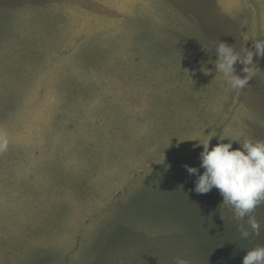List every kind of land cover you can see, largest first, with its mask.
<instances>
[{
	"label": "rangeland",
	"instance_id": "374dc122",
	"mask_svg": "<svg viewBox=\"0 0 264 264\" xmlns=\"http://www.w3.org/2000/svg\"><path fill=\"white\" fill-rule=\"evenodd\" d=\"M253 38L264 0H0V264H242L264 246V204L242 239L247 217L185 168L204 172L199 139L264 141ZM220 42L254 53L242 90Z\"/></svg>",
	"mask_w": 264,
	"mask_h": 264
},
{
	"label": "clouds",
	"instance_id": "9594fccd",
	"mask_svg": "<svg viewBox=\"0 0 264 264\" xmlns=\"http://www.w3.org/2000/svg\"><path fill=\"white\" fill-rule=\"evenodd\" d=\"M256 55L264 58V39H251ZM206 49V48H205ZM215 51L218 59L213 63L217 74H222L229 91L244 89L255 71L253 65V51L247 47L236 52L232 46L224 42L213 45L209 53ZM237 62L243 65L242 71L247 75L241 78L234 67ZM241 135H243L241 133ZM230 138L229 143H219L210 149V140H200L203 151L200 153V168L204 169L200 174L199 168L185 165L190 175H196L195 192L206 194L214 187L223 196V204L229 205L234 210L237 220L243 221L247 217L246 228L240 224L238 231L242 239H247L251 234L259 235L260 224L253 215L255 209L264 204V141L245 139L239 142L241 147L233 150L231 137L221 136L223 141ZM10 139L7 132L0 130V153L7 152ZM250 229V230H249ZM174 264H189L182 257H175ZM242 264H264V246H257L244 256Z\"/></svg>",
	"mask_w": 264,
	"mask_h": 264
},
{
	"label": "crops",
	"instance_id": "0c3cea01",
	"mask_svg": "<svg viewBox=\"0 0 264 264\" xmlns=\"http://www.w3.org/2000/svg\"><path fill=\"white\" fill-rule=\"evenodd\" d=\"M90 19H91V21L93 20V15H92V16H90ZM80 20H82V21L84 22V26H85V24H86V21H85L84 17L80 18Z\"/></svg>",
	"mask_w": 264,
	"mask_h": 264
}]
</instances>
